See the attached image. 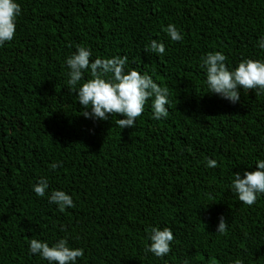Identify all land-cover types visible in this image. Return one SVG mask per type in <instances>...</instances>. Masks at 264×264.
Returning <instances> with one entry per match:
<instances>
[{"label":"trees","instance_id":"16d2710c","mask_svg":"<svg viewBox=\"0 0 264 264\" xmlns=\"http://www.w3.org/2000/svg\"><path fill=\"white\" fill-rule=\"evenodd\" d=\"M16 2L15 37L0 46V264H49L31 239H67L84 251L76 264H264V194L248 206L231 188L233 173L264 160V92L241 90L235 104L209 94L201 59L219 51L230 70L264 61V0ZM154 39L164 54L145 53ZM77 46L93 61L127 56V71L167 88V118H153L151 99L134 128L81 115L67 84ZM55 190L75 206L61 212ZM164 227L174 241L161 258L145 249Z\"/></svg>","mask_w":264,"mask_h":264},{"label":"clouds","instance_id":"9594fccd","mask_svg":"<svg viewBox=\"0 0 264 264\" xmlns=\"http://www.w3.org/2000/svg\"><path fill=\"white\" fill-rule=\"evenodd\" d=\"M21 14V6L16 0H0V46L10 42L15 37L16 20ZM166 33L172 41H181V33L174 24H169ZM264 49V40L259 42ZM164 54L163 42L152 40L145 53ZM91 52L83 46H77L76 53L66 60L68 72L69 93H77V101L82 106L85 118L107 121L114 114L122 115L124 119H117L116 124L121 129L135 126L145 108L146 102L152 100L153 118L160 120L169 114V92L159 86L148 74H141L136 70L127 71L125 65L127 56H116L110 59L96 58L91 60ZM202 67L206 69V84L209 94H216L235 104L240 101L241 90H258L264 92V61L244 59L237 67L230 70L225 61L227 57L217 51L202 57ZM89 72L86 82L84 73ZM59 162L53 163L55 170ZM207 166L215 168L217 161L207 160ZM231 188L240 202L252 206L257 201L258 194H264V160H258L255 170L245 171L243 178L239 172L233 173ZM49 185L46 179H40L33 185V191L38 197H44ZM49 202L58 206L63 212L67 207H74L72 198L62 190H55L49 196ZM63 230V229H62ZM227 231V222L220 217L216 232L224 234ZM150 245L145 249L156 257H164L171 251L174 235L170 228H152L149 235ZM29 251L38 254L49 264H76L77 259L84 255L81 248H71L67 239H60L49 246L47 242L31 239ZM185 264H188L185 261ZM211 264H215L212 260ZM233 264H242L236 259Z\"/></svg>","mask_w":264,"mask_h":264}]
</instances>
